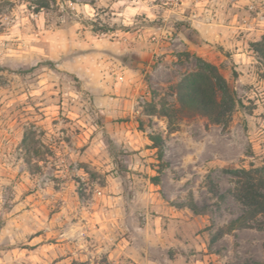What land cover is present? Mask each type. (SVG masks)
<instances>
[{
	"label": "rangeland",
	"instance_id": "1",
	"mask_svg": "<svg viewBox=\"0 0 264 264\" xmlns=\"http://www.w3.org/2000/svg\"><path fill=\"white\" fill-rule=\"evenodd\" d=\"M18 2L0 0V13ZM72 2L94 7L96 18L77 16L65 0H28L29 11L45 13L43 31L31 21L38 34L33 46L41 52L14 57L6 53L16 44H0V262L63 264L73 257L76 240L61 237L78 222L94 234L100 217L116 241L90 258L93 264L264 262V212L230 226L246 210L235 198L244 180L233 171L264 167V111H258L264 108V31L232 30L253 23L264 0H150L157 18L139 15L131 28L105 23L111 14L97 7L102 0ZM185 3L191 7L178 12ZM197 4L211 7L207 23L219 25L204 35L192 28ZM8 28L0 23V34ZM117 31L121 35H113ZM231 41L243 42L254 63L237 65ZM195 57L215 65L241 101L226 128L176 111L174 88L195 69ZM128 70L138 73L132 82L124 77ZM35 88L40 96L19 102ZM12 100L17 103L9 106ZM147 128V139H161L160 157L152 142L142 143ZM98 133L103 149L96 147ZM12 156L24 160L18 171ZM79 170L86 178L75 175ZM85 207L90 215L81 220ZM13 225L30 230L26 242L10 245L2 238ZM84 239L92 242V236ZM71 264L81 262L72 258Z\"/></svg>",
	"mask_w": 264,
	"mask_h": 264
},
{
	"label": "clouds",
	"instance_id": "2",
	"mask_svg": "<svg viewBox=\"0 0 264 264\" xmlns=\"http://www.w3.org/2000/svg\"><path fill=\"white\" fill-rule=\"evenodd\" d=\"M65 2L66 6L69 9H72V11L77 16H82L87 20H94L96 18V9L92 6H89V4L73 3L72 0H65ZM97 7L109 9L111 15L107 20L104 21L105 23H108L109 26L119 24L124 27L131 28L137 23L135 18L139 15H144L148 20H155L157 18L155 15V8L151 5L150 0H102V2L97 5ZM188 7H191V5L189 3H185L183 7L179 8L177 11L183 12L184 9ZM195 7L197 9H200V12L194 13V16L192 18V28L199 31L201 35H204L208 28L219 26L215 23H207L208 21L212 20L213 14L211 7L206 9L201 4H197ZM221 7H224V5H221ZM63 8L64 5L61 6V11H63ZM250 10H252L251 7ZM200 15H202L203 18L200 20H196V16ZM216 15L217 17H219L221 13H217ZM101 19H104V17H101ZM31 21H35L36 27L43 31L45 23V13L43 10H41L39 14H33L31 11H29L28 0H21V2H18L16 4V7L10 12L5 9L3 13H0V23L9 25L8 31L4 34H0V44H7L8 42H11L17 45V47L14 49L9 48L6 53L7 55L22 57L29 52H41V49L33 46L34 43L38 42V34L33 32V25ZM220 23H222V20L220 21ZM257 26L261 31H264V10L257 13V16L253 23L242 25L239 27V29H233L232 32L235 33L236 31H243L245 33L251 34L256 30ZM74 27L78 29L81 27V25L79 23H76ZM113 35L119 36L121 35V33L117 31ZM224 35L228 36L229 33L225 32ZM96 46L103 47L104 45L103 43H98ZM227 47L232 52L231 59L237 65L243 67L254 63V58L248 55L247 51L245 50L246 45H244L243 42L231 41L228 43ZM33 63H35V61H33ZM108 70L111 71V69ZM102 75L108 80L113 79L112 76L108 75L107 71H102ZM117 75H120V73L118 72ZM137 75L138 73H135L131 70H128L126 73H124V77H126L128 82H132ZM41 91L42 89L35 88L29 93L21 95L18 98L19 102L26 101L29 96H40ZM67 95L71 97L73 101L79 99V95L77 93H67ZM15 103H17V100H12L9 106ZM76 111H79V107L76 108ZM258 111H264V108H261ZM82 116L83 121L89 120L87 115L82 114ZM153 120H156L158 125L161 123L157 117H153ZM261 123L264 124V121H261ZM85 126H87V124ZM60 127H63L62 123L57 125V130ZM89 131H96V129L94 127H91L89 128ZM151 134L152 129L147 128L145 132L141 134V136L143 137L142 143H151L152 141L147 139V137ZM101 135L102 134L100 133L97 134L96 147L99 149H103L104 147L103 142L100 139ZM122 142L126 143L127 147L129 148L135 149L138 147V145L132 143L130 139L127 141H121L120 139L116 140V143L118 145ZM140 155L143 156L144 153L141 152ZM75 158V154H72V159L75 160ZM10 159L15 164V167L12 169L13 171H18L21 167L24 166V160L22 157L17 159L15 156H12L10 157ZM136 161V164L133 165L134 168H138L140 166L139 158H137ZM105 163L107 164L108 169L114 167V165L110 161H105ZM9 166L11 167V165ZM75 175L80 176L81 178H86L87 174L83 170H79L75 173ZM72 211L75 212V209H73ZM80 213V219L86 220L90 215V208H82L80 210ZM107 215L108 213L106 211L105 216ZM97 224L98 227H96L94 234L88 231L90 226L89 224H82L78 222L77 225L74 226V228L69 233L61 237L62 239L76 240V250L74 251L72 258L78 259L81 264H83L84 261H89L90 264H93V259L90 258H98L101 254L108 252L111 246L116 241V235L114 231L105 223L104 217L98 218ZM15 227L16 226L13 225L3 233L2 238L6 239L7 243L10 245L26 242V236L30 231L27 228H21L17 231L14 230ZM86 236H92V242L86 241L84 239ZM90 248H94V250L90 251ZM72 258L64 261L63 264H71ZM33 259H35V257H33ZM0 264H11V261H3L0 262Z\"/></svg>",
	"mask_w": 264,
	"mask_h": 264
},
{
	"label": "trees",
	"instance_id": "3",
	"mask_svg": "<svg viewBox=\"0 0 264 264\" xmlns=\"http://www.w3.org/2000/svg\"><path fill=\"white\" fill-rule=\"evenodd\" d=\"M194 70L183 74L174 88L178 103L177 112L190 116L199 114L207 118L213 124L226 128L231 120L232 113L238 107H242L234 88L223 77L220 70L213 64L195 57ZM167 117V115H165ZM152 147L156 148L158 156H161V139L150 137ZM239 181L235 198L246 208L244 214L233 221L230 226L245 224V216H253L264 212V194L260 193L253 182H264V167L254 170L233 171ZM157 182V179H151ZM264 185V184H263ZM195 212L194 207L190 208ZM254 264H264L254 263Z\"/></svg>",
	"mask_w": 264,
	"mask_h": 264
},
{
	"label": "crops",
	"instance_id": "4",
	"mask_svg": "<svg viewBox=\"0 0 264 264\" xmlns=\"http://www.w3.org/2000/svg\"><path fill=\"white\" fill-rule=\"evenodd\" d=\"M119 245V244H118Z\"/></svg>",
	"mask_w": 264,
	"mask_h": 264
}]
</instances>
